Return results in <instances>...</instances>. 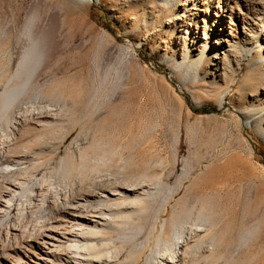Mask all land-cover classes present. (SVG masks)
Instances as JSON below:
<instances>
[{
  "label": "rangeland",
  "instance_id": "obj_1",
  "mask_svg": "<svg viewBox=\"0 0 264 264\" xmlns=\"http://www.w3.org/2000/svg\"><path fill=\"white\" fill-rule=\"evenodd\" d=\"M164 1L0 0V94L29 45L21 31L31 14L36 19L33 33L44 39L48 54L37 78V98L30 91L26 104L12 116L18 118L21 142L31 143L21 163L37 179L61 191L68 183L55 171L69 155L85 150L97 161L102 158V146L115 149L120 155L92 176L91 182L72 178L75 193L69 200L81 197V184L96 193H102V182L135 186L140 194L145 191L143 186L157 197L150 210L152 217L184 167L191 165L192 179L185 181L168 208L169 215H178L190 202V207L203 205L216 229L226 230L222 248L229 246V264H264V102L250 87L253 80L246 71L251 56L257 55L264 25L232 85L225 88L223 80L207 79L202 90L195 85L194 71L187 72L193 60L183 64L176 60L183 50L177 36L171 38L164 30L145 25L149 13L169 24L168 14L159 8ZM235 2L242 14L248 9L261 11L252 1ZM199 7L197 12L204 18L209 11L203 13ZM251 27L256 32L259 23ZM258 61L264 68V58L259 56ZM223 87L228 89L225 99L220 96ZM37 106L41 112H59V125L44 127L47 119L37 117ZM4 130L0 121V141ZM37 137L44 139L34 141ZM5 185L14 183L0 178V188ZM54 196L51 191L50 197ZM81 204L77 215L92 218L95 222L89 229L102 234V200ZM70 215L57 209L53 214L61 230L80 231ZM242 218L262 219L261 248L252 245L235 251ZM149 231L147 227L141 240ZM101 242L102 238L97 240Z\"/></svg>",
  "mask_w": 264,
  "mask_h": 264
},
{
  "label": "bare ground",
  "instance_id": "obj_2",
  "mask_svg": "<svg viewBox=\"0 0 264 264\" xmlns=\"http://www.w3.org/2000/svg\"><path fill=\"white\" fill-rule=\"evenodd\" d=\"M235 1L167 0L160 3L159 8L168 14L169 24L164 25L154 13L144 18L145 25L151 26L152 30H164L171 38L177 36L183 50L176 60L181 59L182 64L193 60L187 72L194 71L193 78L198 79L195 83L198 89L203 90L207 79L209 82L212 79L223 80L227 86L225 88L230 87L242 71L241 63L251 56L249 47L262 34L264 0H249L261 11L256 13L248 9L245 14L235 8ZM199 6L203 7L201 12L209 11L205 12L204 18L197 12L200 11ZM178 21H181V25H178ZM35 22V16L29 15L21 31L29 45L16 71L7 81L4 92L0 94V121L6 126L0 141V178L14 183L0 188V264H229L226 259L229 246L222 248L226 230L216 229L203 205L190 207L193 204L190 202L181 207L178 215L168 213L171 203L184 188L185 181L192 179L194 168L191 165L184 167L178 183L168 191L153 217L150 210L157 197L143 186L141 189L145 191L140 194L135 186L123 183L108 186L102 182V193H96L87 188V184H81V197L69 200L75 193L73 177H79L80 183H87L120 155L110 147L102 146V158L97 161H93L85 150L75 156L69 155L55 171L68 183L61 189L63 193L55 191L56 188L51 187L49 181L42 182L27 167H23L21 161L28 156L26 151L31 143L21 142L22 134L16 127L18 118L12 116L16 109L20 110L26 104L25 98L30 91L35 92L37 98V78L44 69L48 55L44 39L33 33ZM256 23H259V30L257 27L258 31L254 32L251 26ZM256 54L251 56L246 71L253 80L250 87L257 91L261 102H264V68L258 61L259 56L264 58V34ZM182 64H178L177 68H181ZM227 90L224 87L220 90L222 99H225ZM37 109L40 111L39 106ZM39 111L37 117L43 115L47 119L44 127L53 129L59 125V112ZM43 139L37 137L34 141ZM14 146L17 150L23 149L22 152H18ZM14 188L16 190H12ZM51 191L55 192L54 199L50 197ZM94 198L102 200V234L89 229L88 225L95 222L92 218L77 215L81 203ZM17 201V212L13 214ZM56 209L70 212V219L81 228L80 231L61 230L60 223L53 216ZM241 222L243 226L235 240V251L245 250L252 245L260 247L262 219L242 218ZM147 227L150 231L141 240ZM113 233L117 237H113ZM101 238L102 242L97 244ZM64 242L68 243L67 247H64ZM260 252L258 249L257 258Z\"/></svg>",
  "mask_w": 264,
  "mask_h": 264
}]
</instances>
